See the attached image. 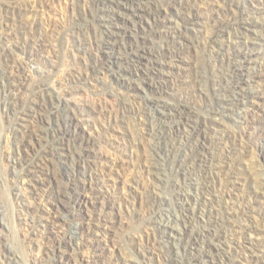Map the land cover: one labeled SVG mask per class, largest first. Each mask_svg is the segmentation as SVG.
<instances>
[{
  "label": "rangeland",
  "instance_id": "1",
  "mask_svg": "<svg viewBox=\"0 0 264 264\" xmlns=\"http://www.w3.org/2000/svg\"><path fill=\"white\" fill-rule=\"evenodd\" d=\"M0 264H264V0H0Z\"/></svg>",
  "mask_w": 264,
  "mask_h": 264
}]
</instances>
